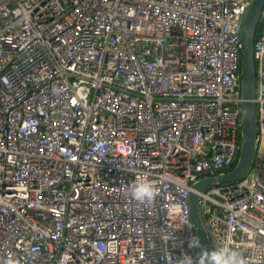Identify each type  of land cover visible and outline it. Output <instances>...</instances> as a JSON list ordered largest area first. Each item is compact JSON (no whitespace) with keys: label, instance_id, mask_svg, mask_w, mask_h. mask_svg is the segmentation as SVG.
I'll return each instance as SVG.
<instances>
[{"label":"built area","instance_id":"2783aa9c","mask_svg":"<svg viewBox=\"0 0 264 264\" xmlns=\"http://www.w3.org/2000/svg\"><path fill=\"white\" fill-rule=\"evenodd\" d=\"M254 1L0 0V264L196 255L189 194L238 160ZM258 25L249 170L196 193L211 249L247 264H264V7Z\"/></svg>","mask_w":264,"mask_h":264},{"label":"water","instance_id":"95a60500","mask_svg":"<svg viewBox=\"0 0 264 264\" xmlns=\"http://www.w3.org/2000/svg\"><path fill=\"white\" fill-rule=\"evenodd\" d=\"M263 7L264 0H255L248 10L241 27L240 37L243 45L241 61V87L243 102L241 104V138L237 163L231 171L223 175L208 178L193 184L192 192L189 194L190 220L194 228L195 236L199 238L201 245L209 250L212 249L198 215V196L196 193H203L207 189L215 186L223 187L227 184L235 185L249 170L253 156V143L256 134L254 104L256 71L253 41Z\"/></svg>","mask_w":264,"mask_h":264},{"label":"clouds","instance_id":"9594fccd","mask_svg":"<svg viewBox=\"0 0 264 264\" xmlns=\"http://www.w3.org/2000/svg\"><path fill=\"white\" fill-rule=\"evenodd\" d=\"M157 195L155 185L144 178H138L132 185L130 196L139 203H151ZM189 247L198 250L196 255L184 254L180 264H247L240 252L231 246L209 250L204 248L199 238L190 239Z\"/></svg>","mask_w":264,"mask_h":264},{"label":"trees","instance_id":"16d2710c","mask_svg":"<svg viewBox=\"0 0 264 264\" xmlns=\"http://www.w3.org/2000/svg\"><path fill=\"white\" fill-rule=\"evenodd\" d=\"M259 29H260V28H259V25H258V27H257V29H256L255 38H256L257 35H258V30H259ZM238 156H239V154H238ZM238 156H237V157H238ZM236 163H237V162H235L227 172L231 171V170L235 167Z\"/></svg>","mask_w":264,"mask_h":264},{"label":"rangeland","instance_id":"374dc122","mask_svg":"<svg viewBox=\"0 0 264 264\" xmlns=\"http://www.w3.org/2000/svg\"><path fill=\"white\" fill-rule=\"evenodd\" d=\"M258 27V26H257ZM259 31V30H258Z\"/></svg>","mask_w":264,"mask_h":264}]
</instances>
